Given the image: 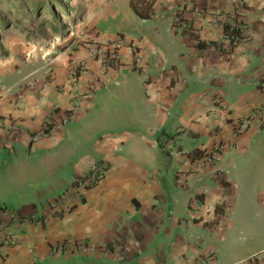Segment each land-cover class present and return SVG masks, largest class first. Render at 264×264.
I'll return each instance as SVG.
<instances>
[{
  "label": "crops",
  "instance_id": "0c3cea01",
  "mask_svg": "<svg viewBox=\"0 0 264 264\" xmlns=\"http://www.w3.org/2000/svg\"><path fill=\"white\" fill-rule=\"evenodd\" d=\"M148 1L140 14L82 1L45 36L1 37V207L18 221L0 264H264L263 234L236 238L250 200L225 177L251 152L264 169V0ZM215 14L244 26L241 41L223 42ZM93 42L120 66L90 57ZM93 165L98 183L73 184Z\"/></svg>",
  "mask_w": 264,
  "mask_h": 264
},
{
  "label": "rangeland",
  "instance_id": "374dc122",
  "mask_svg": "<svg viewBox=\"0 0 264 264\" xmlns=\"http://www.w3.org/2000/svg\"><path fill=\"white\" fill-rule=\"evenodd\" d=\"M52 1H55L54 10L56 11V16L59 17L58 21L61 22L63 26L67 25L65 23H67L68 20L66 15L60 13L58 5L64 3L63 5L74 7L82 1L87 2L88 4L92 3V0H71L69 3H67L66 0ZM125 2L126 0H118L117 4L121 6ZM6 19L11 26L6 30L0 31V38L9 30L12 33H24L26 37L33 36L35 33L45 36L47 31L45 26L41 25V22H49L52 18L49 15L32 18L30 15L18 14L16 16L10 15ZM66 31L69 32V30ZM0 40H3V38ZM2 48L5 49L3 46ZM246 156V158L239 159L236 162V166L231 165L229 169L225 171V177L231 185V198L240 199L244 197L249 198L250 200L249 205L244 209L242 214V223L244 224L239 223L234 228L235 232H237L236 238H239V241L242 244L249 242L252 238H257V233L258 235L263 234L264 236V169L263 166H257L256 164V161L262 157L261 154H255V152H251V154H247ZM252 184H254V187H250ZM6 193L7 191L3 185L0 193V206H4L2 203L3 201L1 200H8L9 195ZM230 217L233 223H237L236 221L238 220L235 219L236 217L234 214H231ZM249 232H251L250 235L248 234ZM52 254L55 253L52 252ZM69 256L68 253H60L58 259L52 257L51 260L63 263L64 261L68 262V259L70 258H78V256ZM59 262H57V264H59Z\"/></svg>",
  "mask_w": 264,
  "mask_h": 264
},
{
  "label": "built area",
  "instance_id": "2783aa9c",
  "mask_svg": "<svg viewBox=\"0 0 264 264\" xmlns=\"http://www.w3.org/2000/svg\"><path fill=\"white\" fill-rule=\"evenodd\" d=\"M198 15H201L200 12L197 13ZM213 18V21H218L222 23V25H227L229 28V31H238L239 33L244 29V26L240 24L238 20H234V18L226 14H216L211 16ZM232 21V22H231ZM66 30H69L71 32L72 27L67 26ZM242 34V33H241ZM223 42L224 43H230V44H236L239 41H241L242 37L240 36H233L229 33H224L223 35ZM94 43V42H93ZM94 49L89 52V56L92 58H98L101 59V62L106 63L108 66L113 67H119L120 63L118 62V56L115 48H105V47H99L96 43H94ZM129 69L133 71H139L142 68V62L140 57L136 54V51H134L133 55V61L128 64ZM84 65L82 63H78L73 67L72 72L74 71H83ZM18 99L22 98V95L20 92H18ZM262 112H258V114H261ZM72 115H67L62 119L60 122L61 125H66L70 120H72ZM47 129V128H45ZM42 130L38 135H35L32 137V140H36L39 137L43 136L46 131ZM223 149V146L219 145L215 149H213L212 156H214L216 153H218L220 150ZM91 175L84 181L79 182L76 184L78 187H84V186H90L98 183L104 176V171L98 166L93 165L90 169ZM264 204V200H263ZM15 221H18V217L15 215L14 212L9 211L3 207L0 206V247H8L12 244V231H11V224ZM81 248V247H80ZM59 252V249L55 251ZM80 253H86V249L82 248L79 250ZM209 264H215L214 258L209 257Z\"/></svg>",
  "mask_w": 264,
  "mask_h": 264
},
{
  "label": "trees",
  "instance_id": "16d2710c",
  "mask_svg": "<svg viewBox=\"0 0 264 264\" xmlns=\"http://www.w3.org/2000/svg\"><path fill=\"white\" fill-rule=\"evenodd\" d=\"M70 1L71 0H66L67 3H69ZM138 1L139 0H131L130 6L134 12L140 14L137 7ZM151 1H148L149 3L146 2V7L150 5ZM54 6H55V1L52 0H17V1L0 0V31L6 30L11 26L6 19L10 15L12 16H16L18 14L30 15L32 16V18L41 17L43 15L45 16L49 15L54 20L55 23H58L59 21L56 19V11L54 10ZM58 7L60 9V13L63 15H68L69 12L72 10L68 5L60 4L58 5ZM45 23L46 21H42L41 25H44ZM225 33H229L234 37L239 36L240 34L238 31H229L227 25H225ZM211 44H213V42L205 43L201 41L198 43V47L205 48L206 46H209ZM7 55H8L7 51L4 50L0 45V59L6 58ZM90 175H91V171L89 170L85 175L76 179L73 182V184L76 185L79 182L86 180Z\"/></svg>",
  "mask_w": 264,
  "mask_h": 264
}]
</instances>
